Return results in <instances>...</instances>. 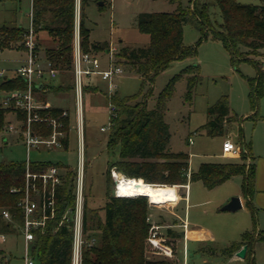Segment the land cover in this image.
Segmentation results:
<instances>
[{
    "label": "trees",
    "instance_id": "1",
    "mask_svg": "<svg viewBox=\"0 0 264 264\" xmlns=\"http://www.w3.org/2000/svg\"><path fill=\"white\" fill-rule=\"evenodd\" d=\"M98 1H103L102 6L110 2V0H79V38L82 51H100L107 46L106 43L90 42L89 29L84 23V8ZM167 1L176 4L172 12H140L136 16V28L140 33L148 36L146 46L129 48L120 44L114 53V65L120 67L122 65L126 72L139 76L143 83H148L149 89L144 94L139 92L132 97H121L116 89L107 96L109 103L116 108V117L111 119L107 129L110 133L106 136V151L108 154H114L116 149L117 155L114 160L106 162L104 201L99 209L97 211L88 209L86 202L83 201V243L80 264H175L177 262L176 259L168 260L150 254L155 250L146 241L150 227V222L147 220V217H150L147 197L114 195L109 188L112 169L127 178H135L144 183L168 185L175 197L177 193L174 186L201 181L206 189H212L233 176H241L245 203L252 211V225L250 229L240 233L238 240L231 241L221 248L219 254L223 258H230L246 245L244 257L246 264H255L250 252L255 239L264 241V235L255 237L257 222L251 197L254 192L256 166L248 149L242 147L238 159L234 162H202L196 171H189V154L171 152L168 148L170 133L168 124L164 120L167 100L172 95L176 80L182 74L188 75L186 96L189 95L199 77L198 65L188 66L182 74L172 76L156 95L153 108H147L146 101L151 95L150 87L157 74L171 61L195 55L196 46H185L182 41V26L188 23L199 29L201 38L210 36L221 41L233 61L250 60L256 71L255 78L248 80L253 107L258 95L264 94L262 69L264 61L260 58L264 57V1L259 4H243L237 0H212L211 4L218 9L221 18L220 23L215 27L211 25L206 4L187 0L188 5L183 6L182 0ZM30 11L34 40L39 38V33H45L52 43V47L47 48L41 57L58 70L59 78L68 79L70 71L73 74L75 0H32ZM26 31L27 28L20 25H1L0 49L9 47L21 49ZM73 85L72 83V86H69L61 81L58 86L50 88L54 91L73 93ZM24 88L25 83L19 76L0 78V91L3 94ZM45 88V84L42 85L41 90L35 88L37 101ZM84 89L87 88L82 87V90ZM140 97L141 99L138 100ZM41 102L38 111L42 116L58 117L63 110L60 107H51L47 102ZM9 114H12L14 119L24 121L21 111L5 108L0 104V130H3L5 124L9 122L6 121V116ZM234 120L227 97L221 96L214 104L207 107L206 121L199 130L204 131L208 136L222 135L225 126ZM62 122L63 128L67 130L68 116L62 118ZM32 132L34 135L46 137L51 133V128L44 122L33 123ZM66 146L67 137L62 139V147ZM246 158L249 159V163L245 165ZM51 165L58 168L56 164L31 163L30 171L39 174ZM75 176L76 173L70 170L60 175L61 182L55 186L54 214L50 216L49 209H46L47 217L43 225L33 230L34 239L31 243L30 255L34 264H71V219L75 203ZM24 178L23 161L0 163V211L7 210L16 224H20L22 220L20 202L24 197ZM35 184L40 187V180L36 179ZM167 191L169 192L168 187ZM88 214L91 217L87 218ZM0 232L17 234V229L12 222L0 218ZM167 233L170 238H178L177 232L170 228H167ZM203 250L214 251L209 248Z\"/></svg>",
    "mask_w": 264,
    "mask_h": 264
},
{
    "label": "rangeland",
    "instance_id": "2",
    "mask_svg": "<svg viewBox=\"0 0 264 264\" xmlns=\"http://www.w3.org/2000/svg\"><path fill=\"white\" fill-rule=\"evenodd\" d=\"M237 1L243 4H259L264 0ZM211 2L212 0H196L197 4L207 5L211 25L215 27L220 23L221 18L218 9ZM182 5L187 6V0H182ZM175 8L176 4L169 3L167 0H110L102 7L95 4L86 6L84 8V23L89 29V41L107 45L100 51H92L100 61V68H108L109 65L116 66L114 65V53L120 44L129 48L147 45L148 36L140 33L135 25L138 13L172 12ZM29 10L28 0L17 2L15 6L17 24L28 28ZM2 11L4 10L1 8L0 20L4 16L7 18L6 20L10 15L12 16L9 11L3 12L5 15L2 14ZM76 17L79 26L80 9H77ZM182 41L185 46H196L195 55L181 60H173L157 74L150 87L151 95L146 101L147 108H153L156 95L172 76L182 74L188 66L198 65L199 77L189 95L186 96L188 75L182 74L176 80L172 95L167 100L164 120L169 127V150L188 153L190 155L189 171H196L202 162L236 161L239 156L236 157L237 159L220 156L223 140L229 139L233 144H238L237 149L240 150L242 147L248 149L256 165L259 178L264 180V94L258 95L257 102L252 107L248 80H252L256 76L253 64L250 60L233 61L221 41L212 39L210 36L201 38L199 29L188 23L182 26ZM34 43L40 56L44 55L47 48L52 47L50 38L45 33H39V38L34 40ZM24 58L23 47L21 49L13 47L0 49V67L5 70V76L11 75L19 68L22 65L20 62ZM260 58L264 61V57ZM121 68L123 73L112 80L121 97H132L139 92L144 94L148 91V83H143L139 76L126 72L124 66L121 65ZM61 81L72 86V83L74 84L72 72L70 71L68 79H61L58 76L53 80L45 81V91L36 105L40 108L41 101H44L51 107H60L67 111V146L51 149L33 147L28 152V159L31 163L56 164L60 175L64 174L66 170L76 173L80 157L76 133L74 85L73 93L54 91L53 88H50L58 86ZM81 87L87 88L82 90L81 96L84 118L82 198L88 209L97 211L104 201L106 162L115 159L117 150H114V154L107 153L106 136L110 132L99 130L100 127H105L109 121L107 81L102 80L98 75H83ZM2 94L3 92L0 91V100ZM221 96L227 97L230 113L235 120L225 126V132L222 135L208 136L204 131L199 130V127L206 121L207 107L214 104ZM140 99L141 97L138 100ZM254 112L255 114H253ZM7 120L14 121L12 114L6 116ZM6 125L3 130H0V163L25 161L26 151L22 138L17 134L6 132ZM189 138L191 143H189ZM248 163L249 159L246 158L245 165ZM118 174L120 173L117 172ZM115 180L116 178H113L110 171L109 188L114 195H116ZM188 184L187 188L186 186L175 187L177 198L171 203L153 205L147 198L150 205L148 207L150 218L161 224L178 222V217L182 220L186 218L185 221L189 224L188 228L203 227L210 230L214 239L208 244L217 249L229 244L230 241L237 240L242 226L246 223L251 224L252 211L246 203L243 208L234 213L218 211L225 204L222 203L224 196L228 195V199L233 196H243L242 182L238 175L212 189H206L201 181H193ZM159 186H161L163 197L165 189V202H168L167 187L165 186L163 189L162 185ZM185 190L186 195H190V200L187 202L179 200L185 195ZM89 217H91L90 214L87 215V218ZM160 231L162 235L168 236L167 227L163 226ZM168 244L175 250L174 259L177 261L175 264H179L183 252L182 239L180 241L170 240ZM185 247L189 264H246L245 259L208 258V256L200 254L197 250V243L191 240L185 241ZM4 253L5 256L8 254V260L3 258ZM22 256L23 245L20 236L13 235L4 243L0 242V264H23ZM257 264H264V252H257Z\"/></svg>",
    "mask_w": 264,
    "mask_h": 264
},
{
    "label": "built area",
    "instance_id": "3",
    "mask_svg": "<svg viewBox=\"0 0 264 264\" xmlns=\"http://www.w3.org/2000/svg\"><path fill=\"white\" fill-rule=\"evenodd\" d=\"M29 26L23 39V49L25 52V58L22 65L17 68L9 76H5V70L0 67V78L19 76L25 83L23 90H15L3 95L0 100V104L5 108H13L19 110L24 115V121L14 119L7 123L5 131L10 134L19 135L25 145L26 159L25 166V190L24 197L20 202L22 209V220L20 224H16L12 221L11 214L2 209L0 211V218L4 221L12 222L17 229V234H6L0 232V242H5L10 236L17 235L22 239L23 245V264H34V261L30 255L31 243L34 239L33 230L41 227L47 217L45 210L49 209L50 216L54 214V201H55V186L60 184L61 177L58 172V168L55 165L49 166L44 172L35 174L30 171L31 162L28 159V152L33 147H45L60 148L62 147V139L67 137V130H65L62 118H66L68 113L65 109L62 110L58 117L50 118L42 116L36 105V92L35 85L45 81H50L59 76V72L54 68L51 63L43 59L37 50L35 49L33 31L31 26V11L28 14ZM73 40H72V70L74 77V102L76 112V133L77 142L79 146V162L76 168L75 176V203L72 214V258L71 264H80L81 261V245L83 243L82 238V150H83V113H82V87L81 77L83 75H98L102 80L107 81L109 93L116 90V86L113 83L114 77H117L123 73L120 66H111L101 69L100 61L97 55L92 51H82L80 47L79 38V26L78 19L75 16ZM264 71V63L262 66ZM116 117V108L109 103V121L105 127H100V131H106L111 119ZM46 123L51 128V133L46 136H37L32 132L33 123ZM189 142L191 139L189 138ZM222 156H237L239 155V149L229 139H224L221 145ZM111 174L115 179V170H111ZM36 179H39L41 186L38 187L35 184ZM187 188V185H184ZM115 194L116 190H115ZM150 222L146 241L156 249L158 255L171 260L174 259L175 253L173 248L168 242L172 239L169 236L161 234V228L163 226L169 228V225H162L156 223L154 220L147 217ZM181 228L185 231L187 228V222L181 221ZM183 252L182 260L179 264H189L185 247V236L183 235Z\"/></svg>",
    "mask_w": 264,
    "mask_h": 264
},
{
    "label": "crops",
    "instance_id": "4",
    "mask_svg": "<svg viewBox=\"0 0 264 264\" xmlns=\"http://www.w3.org/2000/svg\"><path fill=\"white\" fill-rule=\"evenodd\" d=\"M18 1L19 0H3V1H0V10H1V8H2V10H4V11H2V14H4L3 12H5V11H9L10 14H12V16L10 15L8 20H6L7 18H5V16H4V18L0 20V26L3 25V24L20 25V24H17L16 19H15V6H16ZM28 1H29V7H30V10H31V2H32V0H28ZM77 9L79 10V0H75V14H74L75 16H76V13H77ZM30 10H29V12H30ZM20 26H22V25H20ZM24 28H27V27H24ZM23 62H24V59L21 60L20 65ZM3 95L4 94H2L1 96L3 97ZM191 142H189V143H191ZM237 145L238 144H236V145L234 144V146L236 148H237ZM220 156L223 157L221 155V151H220ZM238 156L239 155H237V156H229L228 155V156H226V158H235V159H237L236 157H238ZM189 157H190V155H189ZM239 177L241 178V182H242V177L241 176H239ZM188 185L189 184H187V187H188ZM174 187H177V186H174ZM186 190H185V195L182 196L179 200H182V201H185V202H187V200L188 201L190 200V195H186ZM239 199H240V202H241V208H243L244 205H245L246 199L244 198V196L239 197ZM175 200L176 199L171 200L169 203H171V202H173ZM228 200H229L228 199V195L224 196V198L222 199V201H224V202H222V203H226ZM251 204H252L254 212H255L254 215H255V218H256V222L259 221L258 225H257V233L255 234V237H257V236L259 237L261 235H264V180L259 178L256 170H255V180H254V192H253L252 197H251ZM218 211H221L220 208L218 209ZM221 212H223V211H221ZM226 212H228V211H226ZM230 213H234V212H230ZM178 220L179 221L178 222L176 221L175 223L162 224V225H169L170 229H172V230L177 232L178 238H171L172 240L175 239L177 241H180L183 238V235H184L185 236V241L186 240L187 241L191 240V241H194V242L197 243V250L200 252V254L206 255V256H208V258L222 257L219 254V250L221 248H223L224 246L217 249L216 247L208 244L209 242H212L213 239H214L213 235L210 232V230L205 229L203 227L188 228L189 224L186 221L187 222V228L184 231L181 228V226H180L181 221H184V220H182V218H180V217H178ZM185 220H186V218H185ZM156 223H159V222H156ZM251 225H252V222H251V224L246 223L244 226H242V228H241L242 231L241 232H243L244 230L250 229ZM233 241H235V240H233ZM182 243H183V239H182ZM203 248H209V249L214 250V251L213 252L204 251ZM257 252L258 253L264 252V241L259 239V238L255 239V241L253 243V246H252V250L250 252V256L253 258L255 264H257ZM150 254H153V256H160L156 252H152ZM229 259L230 260H234V259H241V258L237 257L235 255V253H234Z\"/></svg>",
    "mask_w": 264,
    "mask_h": 264
},
{
    "label": "bare ground",
    "instance_id": "5",
    "mask_svg": "<svg viewBox=\"0 0 264 264\" xmlns=\"http://www.w3.org/2000/svg\"><path fill=\"white\" fill-rule=\"evenodd\" d=\"M115 190L118 196H134L143 195L149 199V202L153 205H160L169 203L171 200L176 199L177 196H173L171 188L167 185H162L163 189L165 186L169 189V201L165 202V189L164 197L162 194L161 186L144 183L135 178H127L120 174H115ZM189 235V234H188Z\"/></svg>",
    "mask_w": 264,
    "mask_h": 264
},
{
    "label": "water",
    "instance_id": "6",
    "mask_svg": "<svg viewBox=\"0 0 264 264\" xmlns=\"http://www.w3.org/2000/svg\"><path fill=\"white\" fill-rule=\"evenodd\" d=\"M95 5L102 6L103 5V1H98V2L95 3ZM35 88H37L38 90H41L42 89V84L39 83V84L35 85ZM140 196H143V195H140ZM240 208H241V202H240L239 197L233 196L224 205H222L220 207V210L221 211H228V212H235V211L239 210ZM246 249H247L246 245H243L239 250H237L235 252V255L237 257L243 259L245 257ZM5 259L6 260L9 259L8 254H6Z\"/></svg>",
    "mask_w": 264,
    "mask_h": 264
}]
</instances>
